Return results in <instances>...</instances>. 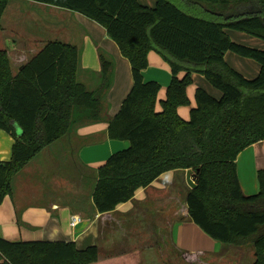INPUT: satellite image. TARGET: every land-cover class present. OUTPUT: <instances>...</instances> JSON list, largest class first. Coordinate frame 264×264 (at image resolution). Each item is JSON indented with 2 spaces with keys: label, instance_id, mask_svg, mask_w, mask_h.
Masks as SVG:
<instances>
[{
  "label": "trees",
  "instance_id": "trees-1",
  "mask_svg": "<svg viewBox=\"0 0 264 264\" xmlns=\"http://www.w3.org/2000/svg\"><path fill=\"white\" fill-rule=\"evenodd\" d=\"M82 14L105 30L130 65L132 85L108 122L109 140H124L95 170L91 201L107 213L130 200L168 171L190 170L196 187L185 197L192 224L211 240L234 247L252 246L253 264H264V169L256 172L257 193L243 195L236 157L264 141V50L232 42L225 30L264 41V0H34ZM8 0H0V19ZM168 65L171 80L154 109L159 85L143 82L147 55ZM226 52L259 65L245 80L223 61ZM78 49L47 42L12 75L0 51V130L13 140L11 157L0 162V203L12 178L50 144L99 120L101 102L113 81V64L100 56L96 89L77 79ZM179 72L184 76L178 79ZM202 75L221 93L219 99L197 88L196 106L182 120L190 74ZM96 246L78 250L73 242L7 241L0 238V264H91Z\"/></svg>",
  "mask_w": 264,
  "mask_h": 264
},
{
  "label": "crops",
  "instance_id": "crops-1",
  "mask_svg": "<svg viewBox=\"0 0 264 264\" xmlns=\"http://www.w3.org/2000/svg\"><path fill=\"white\" fill-rule=\"evenodd\" d=\"M137 2L148 8L155 4V0ZM30 12L33 18L28 19L35 26L38 20L40 28L28 23L30 29L22 27V17H30ZM224 32L236 44L264 50L261 39L232 30ZM50 41L80 50L79 72L82 77L77 79L89 90L96 89L100 56L112 62V85L101 102L99 120L77 127L70 135L74 145L72 167L78 171L74 183L68 181L71 184L68 187L64 178L57 181L52 176V172H55L52 166L45 167L48 171L43 174L37 173V169L44 168L40 152L12 178L10 194L0 203V238L20 242H73L78 250L96 246L97 260L91 264H145L143 258H154V255L160 260L164 245L175 257L183 256L199 264H230L229 256L223 253V246L203 234L189 220L185 205V197L190 190L185 182L186 170L161 174L110 212L94 211L91 192L95 170L110 155L128 147L127 141L109 140L107 128L130 91V65L121 56L116 44L107 37L105 30L82 14L34 0H8L0 19V51L8 58L12 75L17 74L21 66ZM223 61L245 80L254 79L259 72V65L255 61L232 52H226ZM118 69L123 77H117ZM141 76L143 82L151 81L159 85L154 109L160 111V102L164 100L171 80L168 65L156 53L149 52L147 67ZM183 76L184 72H179L176 77L180 79ZM197 88L215 99L221 96L202 75L190 74V84L186 87L188 105L176 110L182 120L187 121L190 110L196 106L194 93ZM57 141L48 147L54 146ZM12 143L10 135L0 130V162L10 159ZM235 163L243 195L256 194V172L264 169V141L242 150ZM180 194L182 199H179ZM179 200L183 202L180 209L177 207ZM72 215L80 219L74 227L70 226ZM249 252L251 249L248 255ZM236 255L242 257L243 253Z\"/></svg>",
  "mask_w": 264,
  "mask_h": 264
},
{
  "label": "rangeland",
  "instance_id": "rangeland-1",
  "mask_svg": "<svg viewBox=\"0 0 264 264\" xmlns=\"http://www.w3.org/2000/svg\"><path fill=\"white\" fill-rule=\"evenodd\" d=\"M28 18H33L32 17V12H30V17H22V24H23V28L25 27V29H30V26H34L35 28H40L41 27V23L36 20V26L33 23V21L29 20ZM28 23V24H27ZM79 57H80V50H78V63H79ZM79 66V64H78ZM126 72V71H125ZM79 68H78V77H82L81 73L79 74ZM94 77V75H92ZM98 77V76H97ZM117 77H123L122 72L117 71ZM120 107V105H119ZM119 109V108H118ZM76 127H72L71 131L66 134L64 137L60 138L54 146L51 147H47L46 149H44L42 151L41 158H43L44 161V168L41 169H37L36 172L39 174H43L44 172H47L48 170L45 169V167L48 166H52L55 169V172H52V176L57 179V181H61L60 178H64V180H67L68 183V187L71 186V184L69 182H71L72 184L74 183V181L76 180V176L78 177V171L77 169L74 170V168L72 167V150H73V141H72V137L70 135H73L75 132ZM116 141H124V140H116ZM59 157L61 161H59ZM51 179V178H50ZM256 180V178H255ZM69 181V182H68ZM257 185V184H256ZM179 199H182V194H180ZM178 209H180L181 207H183V202L179 200L178 204H177ZM220 245V243H219ZM223 253L225 252L226 256H229V263L230 264H251L255 259L252 256L253 253V248L252 246H247V247H242V248H235V247H231L229 245H223ZM238 249V250H237ZM251 252L250 255H248V250ZM170 249L167 248V245H164L162 247V251H163V255L162 258L159 260V257H155V255L153 256L154 258H143V261L145 262V264H199L196 261L193 260H187L185 259L183 256H179L175 257L170 251ZM239 252V254H241V252L243 253V256L240 257L238 255H236ZM155 254V253H154ZM224 255V256H225ZM157 258V259H155ZM162 261V263H161Z\"/></svg>",
  "mask_w": 264,
  "mask_h": 264
},
{
  "label": "water",
  "instance_id": "water-1",
  "mask_svg": "<svg viewBox=\"0 0 264 264\" xmlns=\"http://www.w3.org/2000/svg\"><path fill=\"white\" fill-rule=\"evenodd\" d=\"M185 182H186V185L188 186V188L190 190H192L196 187V185L194 183V175L190 170L185 171Z\"/></svg>",
  "mask_w": 264,
  "mask_h": 264
},
{
  "label": "built area",
  "instance_id": "built-area-1",
  "mask_svg": "<svg viewBox=\"0 0 264 264\" xmlns=\"http://www.w3.org/2000/svg\"><path fill=\"white\" fill-rule=\"evenodd\" d=\"M80 219L77 215H72L70 218V226L74 227L79 223Z\"/></svg>",
  "mask_w": 264,
  "mask_h": 264
}]
</instances>
